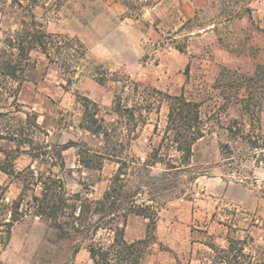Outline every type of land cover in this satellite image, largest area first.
Here are the masks:
<instances>
[{
	"label": "rangeland",
	"instance_id": "374dc122",
	"mask_svg": "<svg viewBox=\"0 0 264 264\" xmlns=\"http://www.w3.org/2000/svg\"><path fill=\"white\" fill-rule=\"evenodd\" d=\"M211 1L136 0L128 9L123 0H21L24 5H34V12L49 31L79 37L92 63L144 86L203 100L204 113L214 109L220 100L213 83L221 65L252 74L258 63H264V27L259 16L264 18V0H224L210 10ZM246 6L252 8L251 18L246 14L218 22L215 29L196 30L187 39L186 52L175 48L172 39L182 40L186 32L179 29L178 19L187 20L196 11L200 16H218L220 11L228 14ZM259 8L260 13L254 14L253 9ZM17 19L15 11L0 12V40L4 31L17 26ZM32 57L34 61L16 100H0V160L4 158L1 150L7 149L17 154L18 170L27 166L37 170L39 165L49 170L51 166L40 164L33 153H44V161L53 149L70 139L84 137L95 142L78 126L82 106L76 93L110 107L114 84L102 85L87 71H80L78 78L68 83L57 66L40 52L33 51ZM167 112L163 103L158 112L151 113L140 137L132 143L136 154L145 157L159 141ZM27 115L39 124L33 146L23 143L31 137V127L24 130V135L5 136L9 127L16 128ZM228 125L243 130L246 136L233 137L226 129ZM212 130L194 147L193 161L205 175L193 184L192 197L171 200L160 210L157 241L149 245L142 264H221L217 253L205 243L213 241L217 247H225L227 237L243 240V264H264V99L254 121L233 104L222 112V122ZM220 142L229 145V157L222 153ZM63 154L65 166H52L54 174L71 191H82L91 199L101 197L117 163L106 159L101 169L89 170L80 168L76 148ZM0 186L5 187V197L11 201L18 196L22 183L16 176L0 172ZM146 221L141 215L131 214L126 239L144 237ZM111 238L109 229H101L96 235L98 241ZM80 240L74 235L58 237L47 219L27 215L14 224L8 244L0 246V264H92L86 247L89 239ZM78 246L80 250L76 252Z\"/></svg>",
	"mask_w": 264,
	"mask_h": 264
},
{
	"label": "trees",
	"instance_id": "16d2710c",
	"mask_svg": "<svg viewBox=\"0 0 264 264\" xmlns=\"http://www.w3.org/2000/svg\"><path fill=\"white\" fill-rule=\"evenodd\" d=\"M223 1L212 0L210 10ZM123 3L131 9L136 0H123ZM33 7V4L24 5L21 0H0V12L3 14L12 10L18 18L17 26L4 31L0 40V100L9 102L11 97L16 100L28 68L34 61L33 51L40 52L49 63L55 64L68 83L75 81L80 71L89 72L102 85L112 82L113 98L111 106L106 107L88 95L79 91L76 93L82 106L78 126L95 142L91 143L84 137L70 139L58 149H53L46 161L41 160L44 153H33L40 164L51 166L49 170L43 169L42 165L37 170L31 166L18 170L15 165L17 154L1 150L4 158L0 160V172L16 176L22 188L16 198L7 201L6 189L0 186V246L8 244L14 224L31 215L47 219L58 237L74 235L81 238V242L89 239L86 247L92 264H142L149 245L157 241L160 210L171 200L192 197L193 184L205 175L204 170L193 161L196 143L213 132L212 128L222 122V112L233 104L239 105L242 115L252 121L259 117L264 99V63H258L252 74L221 65L213 83L220 100L215 103L214 109L204 113L203 100L144 86L130 77L92 63L88 49L79 37L49 31ZM246 14L251 18L250 6L228 14L220 11L218 16L211 17L200 16L196 11L187 20L178 19L179 29L186 32L182 40L175 38L172 42L180 52H186L187 39L194 31L215 29L218 22ZM189 71L190 63L186 65L187 75ZM163 103L168 107L165 128L159 133V141L142 157L133 151L132 143L140 137L151 113L158 112ZM29 127L31 137L23 143L33 146L34 133L39 124L29 116L16 128L11 130L9 127L5 136L15 138L24 135V130ZM226 129L233 137L246 136L243 130L237 131L230 125ZM154 130L157 132V125ZM219 146L225 157H229V145L220 142ZM71 147L77 150L80 168L101 169L106 159L117 163V169L101 197L91 199L82 191H71L54 174L52 166L64 167L63 152ZM37 187H40V192H36ZM131 214L141 215L147 221L144 237L128 241L125 231ZM101 229L112 231L109 241L96 240ZM205 244L217 253L221 264H243L245 261V245L240 238L227 237V246L221 248L213 241ZM79 250L78 246L75 251ZM64 264L80 263L69 261Z\"/></svg>",
	"mask_w": 264,
	"mask_h": 264
},
{
	"label": "crops",
	"instance_id": "0c3cea01",
	"mask_svg": "<svg viewBox=\"0 0 264 264\" xmlns=\"http://www.w3.org/2000/svg\"><path fill=\"white\" fill-rule=\"evenodd\" d=\"M260 10H261L260 8L257 9V10L253 9V13H254V14H255V12H256V13H260ZM259 16H260V18H261V26L264 27V18H263V16L260 15V14H259Z\"/></svg>",
	"mask_w": 264,
	"mask_h": 264
}]
</instances>
